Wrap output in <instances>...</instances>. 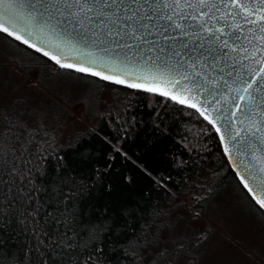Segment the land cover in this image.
Returning a JSON list of instances; mask_svg holds the SVG:
<instances>
[{"label": "trees", "instance_id": "trees-1", "mask_svg": "<svg viewBox=\"0 0 264 264\" xmlns=\"http://www.w3.org/2000/svg\"><path fill=\"white\" fill-rule=\"evenodd\" d=\"M0 35L11 49L34 57L30 64H54ZM56 67L97 87L114 86ZM115 87V111L100 115L70 144L29 150L31 135L19 141L10 132L0 139V264H137L142 236L163 223L171 201L187 197L198 178L204 186L213 181V189L235 182L264 215L197 111L151 92ZM10 124L3 115L0 126L15 129Z\"/></svg>", "mask_w": 264, "mask_h": 264}, {"label": "water", "instance_id": "water-1", "mask_svg": "<svg viewBox=\"0 0 264 264\" xmlns=\"http://www.w3.org/2000/svg\"><path fill=\"white\" fill-rule=\"evenodd\" d=\"M74 2L48 0V13L37 23L25 18L31 13L39 19L40 0H0V24L21 40L2 33L43 56L47 52L45 57L59 67L87 68L88 72L79 73L130 89L154 88L157 91L147 92L197 111L214 129L237 179L260 207L257 200H264V173L259 171L264 168V124L260 132L255 124L261 119L258 113L264 111V89L257 92V85L253 86V101L243 88L246 82H264V74L257 75L264 69V42L254 38V33L260 35L254 25L241 20L243 9L224 6L232 0H203V6L202 0H179V6L173 0H97L91 12L87 11L91 4L82 11L79 6L66 7ZM239 2L251 6L258 0ZM9 4L19 10H11L12 19L4 15ZM69 11L78 14L69 15ZM236 24L242 27L237 29ZM257 47L261 51L253 56ZM116 79L124 83L116 84Z\"/></svg>", "mask_w": 264, "mask_h": 264}, {"label": "rangeland", "instance_id": "rangeland-1", "mask_svg": "<svg viewBox=\"0 0 264 264\" xmlns=\"http://www.w3.org/2000/svg\"><path fill=\"white\" fill-rule=\"evenodd\" d=\"M11 45L0 37V119L7 116L15 129L0 126V139L10 132L19 141L31 135L29 150L41 145L50 151L115 111V85L97 87L79 74L58 71L55 64L37 67L27 61L34 57ZM195 182L187 197L171 201L163 223L142 236L137 264H264L261 211L231 180L214 189L213 181ZM158 249L166 254L158 255Z\"/></svg>", "mask_w": 264, "mask_h": 264}, {"label": "snow or ice", "instance_id": "snow-or-ice-1", "mask_svg": "<svg viewBox=\"0 0 264 264\" xmlns=\"http://www.w3.org/2000/svg\"><path fill=\"white\" fill-rule=\"evenodd\" d=\"M174 2V5L175 6H179V0H173ZM97 3V0H75V2L73 4H68L66 5V7L68 9H73V8H76L77 6H79V9L78 10H83V6L84 5H87V4H91L92 7H89L87 9L88 12H91L93 10V7L95 6V4ZM40 4H41V7L43 9V11H40L39 12V19L36 15H32L31 13L29 14V16L25 19H28L32 22H37L39 23L40 21H42L44 19V16L45 14L48 13V0H40ZM31 7H35L34 5H30ZM107 6V5H106ZM188 7H192V5H187ZM202 6H203V0H202ZM226 8H231V9H243V15H241V20L246 23V24H249V25H254L255 26V31L256 32H259L260 35L259 36H255V33H254V38L261 41V42H264V0H258V3L254 4V5H248V4H243V3H240L239 0H232V2L230 4H225L224 5ZM54 7L57 8V11H59V7L58 6H55ZM164 7H167V5L165 4ZM213 7H215V5H213ZM17 9V13H18V7L17 5L15 4H9V5H6L5 6V11H4V15L6 17H8V19H12L13 18V13L11 12L12 9ZM217 11H219V9H217ZM78 12H75V11H69V15H77ZM101 14H103V12H101ZM228 15H240V13H228ZM254 17V18H253ZM169 19H171V16L168 17ZM193 19H195V17H193ZM176 27H180L179 24L176 25ZM242 25L241 24H236L235 25V28L239 29L241 28ZM217 31H221L220 29H217ZM250 32L253 31V29H249ZM0 32H5L7 33L9 36H14L16 40H21V36L18 35V34H15L13 33L12 31H9V29L7 27H5L3 24H0ZM29 35H31V32L28 33ZM23 43L25 44H28V41L24 40L22 41ZM225 45H227V41H225ZM262 47H264V44L261 45ZM29 47H33V45L29 44ZM37 51H40V49H36ZM261 51V47H257L256 48V51L253 52V56H255L256 52H259ZM45 56L48 55L47 52L44 53ZM52 59H56L55 57H52ZM58 64L60 63L59 60L56 61ZM62 67H67V68H72L73 65H61ZM76 71L78 72H88L89 69L87 68H83V67H80V68H76ZM93 76H98V75H101L100 73H97V72H92L91 73ZM262 74H264V69H261V72L258 73V77H260ZM102 79H105V80H109V79H112L111 77H108V76H102ZM153 79H155V77H153ZM114 83L116 84H123L124 81L123 80H119V79H116L113 81ZM176 84H179V81H176L175 82ZM254 85H257V87L255 88V91L259 92L261 89H264V82H260V83H257V81H252L251 83H247L246 82V86L243 88V92L245 94L248 95V99L250 100H255L256 97H254L250 90L253 89V86ZM128 87H139V85H136V84H128L127 85ZM147 91H157V89H154V88H148L146 89ZM237 91H240V89H237ZM161 95H168L167 92H161L160 93ZM172 99H177V97L173 96ZM241 99L243 100L244 97L241 96ZM264 99V98H262ZM180 103H184L183 100H180L179 101ZM192 107H195V105H192ZM258 115H260L261 119L259 122H257L255 124V130L257 132H260L262 131L261 129V124H264V111H261L260 113H258ZM260 172L264 173V168H260L259 169ZM262 183H264V180H262ZM247 187V185H245ZM251 191V190H250ZM257 203L260 205L261 208H264V200H257ZM180 247L182 248L183 245H180ZM158 252V255H165L166 252L165 250L163 249H158L157 250Z\"/></svg>", "mask_w": 264, "mask_h": 264}]
</instances>
